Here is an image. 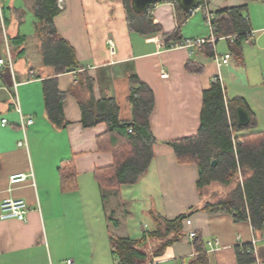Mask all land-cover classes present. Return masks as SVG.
Here are the masks:
<instances>
[{"label": "crops", "instance_id": "crops-1", "mask_svg": "<svg viewBox=\"0 0 264 264\" xmlns=\"http://www.w3.org/2000/svg\"><path fill=\"white\" fill-rule=\"evenodd\" d=\"M31 5L32 0H26L25 7L31 10ZM239 6L255 34L239 46L235 37L214 33L218 53L232 54L230 63L218 68L212 43L192 47L172 43L168 47L164 40V34L176 28L181 29L184 41L211 37L202 9L184 16L173 0L159 2L148 15L163 31L143 34L130 30L122 0H65L55 25L75 48L83 68L56 75L55 68L44 61L36 17L30 32L22 33L26 8L10 5L15 8L8 10L16 24L11 39H27L20 45L11 44L13 51L9 41L2 39L5 49L0 59L6 64L0 68V205L6 198L23 199L32 209L25 220L0 217V264H67L70 260L73 264H125L112 251V235L138 240L151 227L143 223L142 216L152 209L174 219L192 207L198 210L189 217L192 223L185 225L186 237L169 246L163 257L140 264H192L203 251L209 264H241L238 246L253 238L258 239V253L256 262L250 264H264V230L256 232L250 221H236L226 212L201 210L214 198L207 189L202 194L198 188L199 167L179 163L170 144L198 132L203 91L216 76L228 98L245 99L255 114L256 130H264V0L209 2L214 12ZM4 22L2 11L0 30ZM109 39L116 44L115 54L110 52ZM2 40L0 36V44ZM190 60L203 65L202 72L187 70ZM133 75L155 94L150 118L157 138L155 156L138 183L106 189L95 171L114 162L113 154L100 143L107 125L85 127L81 105H94L87 110L95 113L100 100L111 98L119 106L120 119L131 121L128 96L138 86L131 81ZM54 76L59 89L68 93L63 104L65 122L60 126L48 118L44 95V80ZM30 117L33 122L26 123ZM71 158L78 187L63 191L59 166ZM19 173L28 178L12 184L11 176ZM191 231L197 234L194 239L188 237ZM215 238L219 246L211 249L207 243Z\"/></svg>", "mask_w": 264, "mask_h": 264}, {"label": "trees", "instance_id": "trees-1", "mask_svg": "<svg viewBox=\"0 0 264 264\" xmlns=\"http://www.w3.org/2000/svg\"><path fill=\"white\" fill-rule=\"evenodd\" d=\"M172 1V0H168ZM3 2V0H2ZM130 30L143 34L162 32V26L153 22L148 11L136 13L132 0H122ZM163 2V1H161ZM203 0H201V3ZM210 2V0H209ZM4 3V2H3ZM2 3L5 23L6 7ZM176 9L187 16L178 2ZM10 10L15 8L9 7ZM31 10L37 19L36 31L42 37L43 56L46 64L56 70V75L83 68L75 48L63 38L55 25V17L61 11L58 0H32ZM243 7H230L215 11L213 23L217 37H235L242 46L250 30L248 18L243 15ZM27 36L11 39V44L20 45ZM168 47L184 42L181 29L164 34ZM173 43V44H172ZM209 54L213 55L211 46ZM203 65L188 61L186 69L202 72ZM131 81L138 86L131 88L128 101L132 104L133 118L124 121L119 117V106L111 98H103L95 105L97 112L89 111L94 105H81L84 112L83 123L91 127L106 123L107 131L100 137L102 147L113 154L112 165L95 171L99 184L106 189H118L122 185H133L148 172L155 153L157 138L152 132L150 118L155 106V94L152 88L137 75ZM92 90V85H90ZM44 95L48 118L60 126L65 122L63 104L68 93L58 87V78L44 80ZM92 99H94L92 95ZM93 102V101H92ZM94 103V102H93ZM245 107L251 115L247 126L238 122L237 107ZM255 114L241 97L228 98L219 81H214L203 91L201 124L195 135L186 136L170 142L179 163H194L200 169L198 188L207 189L213 183L229 187L230 190L218 201H207L201 210L226 212L236 221H250L256 232L264 230V130H256ZM216 164L213 165V161ZM1 168V161H0ZM61 188L73 191L78 187L77 172L73 159H66L59 166ZM239 173L244 175L240 181ZM211 196H213L210 193ZM192 211L198 210L196 207ZM190 214H181L168 219L153 213L154 228L144 231L138 240L111 236L112 251L125 264H140L148 258H161L173 243L186 237L184 231ZM199 238L196 239V241ZM151 247V252H150ZM248 244L238 246V260L241 264L256 262V256L245 252ZM201 251L202 249L198 247ZM203 251V250H202ZM192 264H209L206 251L197 256Z\"/></svg>", "mask_w": 264, "mask_h": 264}, {"label": "built area", "instance_id": "built-area-1", "mask_svg": "<svg viewBox=\"0 0 264 264\" xmlns=\"http://www.w3.org/2000/svg\"><path fill=\"white\" fill-rule=\"evenodd\" d=\"M174 2H176V1H174ZM58 7L60 10H63L65 8V0H58ZM197 9H202L205 12L206 22L209 25V28L211 29V32H212L211 37H209L208 39H204V38H202V39H187L186 41L181 42L179 44H176L174 46H180V45L184 46L185 45V46L192 47V46L204 45L206 43H212L213 47H214V60L217 64L218 68H221L224 65H228L231 61L232 54L230 52L225 53V54H219L218 51L216 50L217 38L214 35L215 26L213 23V19L215 18V13H214V11L210 10V8H209V0H203L202 3L200 0L196 9L193 10L191 13H194V11H196ZM0 12H2L1 0H0ZM254 34H255V32L253 30H249L247 32V38L245 39V42H250L251 37H253ZM108 44H109L110 52L112 54H115L116 53V44H115L114 40L109 39ZM5 64H6L5 59L1 58L0 59V68L4 67ZM162 75L164 77L168 76V74L165 71L162 72ZM214 80L220 81V76H216L214 78ZM22 120L24 121L25 118L22 117ZM31 122H33L32 117L28 118V120L26 121V123H31ZM6 124H7V120L4 119L3 125H6ZM20 144H22V143H20ZM27 178H28V175L23 174V173H19V174H15V175L11 176L10 182L12 184H16V183H20V182L25 181ZM31 209H32L31 206L23 199L6 198L2 201V203L0 205V210H1L0 217H1V219L17 218L20 220H25L28 212ZM191 223H192V221L190 218L186 220V224L190 225ZM196 235L197 234L195 231H191L188 234V237L190 239H194L196 237ZM257 243H258V239L253 238L251 240V242L248 243L249 248L247 249V251L243 250L242 253L248 252V253H251V254L256 256V254L258 253ZM207 244L211 249H216L217 246H219V239L215 238L213 240H210V241H208ZM243 245H244L243 243H240V246L243 247ZM67 264H73L72 260L68 261Z\"/></svg>", "mask_w": 264, "mask_h": 264}, {"label": "rangeland", "instance_id": "rangeland-1", "mask_svg": "<svg viewBox=\"0 0 264 264\" xmlns=\"http://www.w3.org/2000/svg\"><path fill=\"white\" fill-rule=\"evenodd\" d=\"M14 1V3H13ZM25 2L26 0H6L5 1V6H6V12H7V17H9L8 19L10 20H7V22L3 24V28L0 30L1 31V40L4 39L6 41V39L9 41V45H10V50H12V46H11V38H12V35L15 34V30H16V24H15V21L14 19L12 20V16L10 15V10H8V8L10 7V5H15L16 7H24L26 8L25 9V14H24V17H25V21L23 22V28H22V33H26V32H30V30L33 28L34 24L33 22L35 21V17L32 13V11L25 7ZM1 3L2 0H1ZM200 16V15H199ZM4 49H5V44L2 40V44H0V53L4 52ZM3 50V51H2ZM16 64V63H15ZM239 178H240V181H244V175L242 173H239ZM230 190L229 187H225V186H222L221 184L219 183H213L212 185H210L208 188H207V191L209 192V194L211 193L213 195V200L214 201H218L220 198H222L223 196H225V194ZM208 195V194H206ZM205 200H207V196H205ZM210 199V198H209ZM212 200V198L210 199ZM153 210V209H152ZM150 211V213H147L145 216H142V221L143 223H147L148 225H150V229L151 228H154V219H153V211ZM194 211H192L191 208L187 209L184 213H181V214H187L190 216L193 214ZM110 214V213H109ZM179 214V215H181ZM119 218H121V215H117ZM261 236V234H259ZM264 245V244H263Z\"/></svg>", "mask_w": 264, "mask_h": 264}, {"label": "water", "instance_id": "water-1", "mask_svg": "<svg viewBox=\"0 0 264 264\" xmlns=\"http://www.w3.org/2000/svg\"><path fill=\"white\" fill-rule=\"evenodd\" d=\"M165 0H132L131 6L136 13L142 14L147 12L153 5ZM178 2L182 10L186 13H191L196 9L200 0H173ZM238 122L242 126H247L251 121L250 112L243 106L237 107ZM216 160L213 161V165Z\"/></svg>", "mask_w": 264, "mask_h": 264}]
</instances>
